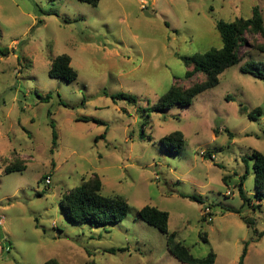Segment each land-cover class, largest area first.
<instances>
[{
  "label": "rangeland",
  "instance_id": "374dc122",
  "mask_svg": "<svg viewBox=\"0 0 264 264\" xmlns=\"http://www.w3.org/2000/svg\"><path fill=\"white\" fill-rule=\"evenodd\" d=\"M256 8L264 20V0H0V46L8 51L0 55V264H187L140 218L145 205L169 212V232L196 257L213 251L214 264H239L249 243L243 264H264V199L256 198L250 159L264 153V79L241 70L264 63V51L253 48L264 38L247 33L242 61L191 105L153 109L171 86L204 80L183 58L222 47L219 19L249 18ZM64 53L75 80L49 76ZM120 92L136 100L112 98ZM175 131L185 145L168 153L160 140ZM14 161L26 169L6 173ZM94 174L103 195L128 201L122 221L74 222L61 207L63 194ZM240 176L251 206H243Z\"/></svg>",
  "mask_w": 264,
  "mask_h": 264
},
{
  "label": "trees",
  "instance_id": "16d2710c",
  "mask_svg": "<svg viewBox=\"0 0 264 264\" xmlns=\"http://www.w3.org/2000/svg\"><path fill=\"white\" fill-rule=\"evenodd\" d=\"M51 1L55 2L57 0ZM79 1L92 6H97L100 2V0ZM65 21L67 22V20ZM216 26L222 38L223 44L221 48H215L203 54H196L192 57L183 58L187 65L192 64L194 66V70L204 73V80L200 83H195L193 86L185 90L177 88L176 86H171V88H169L160 97L158 103L153 106L154 110L163 111L176 104L181 106L191 105L194 98L198 94L220 83L219 75L221 73H223L227 68L242 61L241 47L243 44H248L246 36L247 33L254 35L260 34L264 38V20L257 11V8L254 9L252 16L249 18L238 17L230 22L225 21L224 19H219ZM253 48L264 51V44H255L253 45ZM6 52H8L7 49L5 50L0 46V55L4 56ZM241 70L245 73H253L258 78L264 79V63L262 62H247L241 67ZM48 73L51 77L63 78L68 81L75 80L78 77V72L72 65V58L65 53L60 54L53 59ZM190 73L191 72H187V74ZM48 98H50V94L42 99L47 100ZM112 98L127 99L129 102H134L136 100L135 95L124 92L113 94ZM260 114L261 109L256 108L249 113V117L251 119H256V116ZM77 120H93L96 123L104 124L103 121L88 116H82ZM52 133L53 147H56L58 134L54 129ZM104 136L105 133L101 135V137ZM160 141L166 147L168 153H175L176 150L178 152V150L185 145V136L181 131H175L163 136ZM250 159L253 160L256 198L262 200L264 199V153L256 150L252 153ZM25 169L26 164L14 161L13 163L5 166L4 171L6 173L14 171L21 172ZM45 177L43 178L45 179ZM243 179L244 176H240L239 193L243 200V206H251L252 200L250 197L246 196L244 192ZM225 180H227L226 177ZM101 190L102 180L100 176L94 174L87 180H84L81 185H78L64 193L60 202L61 207L65 211L67 217L74 222L108 224L122 221L128 215L130 209L128 201L122 196L103 195ZM182 196L193 201L203 203V199L195 194H182ZM229 211L240 214L241 218L248 226H255V221L248 216L241 214L242 211L240 209L230 208ZM139 216L144 222L158 228L161 232L167 235L168 249L180 261L187 264H214L216 254L213 251L209 252L206 257H196L190 252L188 247H186L182 242L176 240V234L174 232H169L170 215L168 211L161 210L156 206L145 205L139 209ZM248 244L249 243H246L244 253L239 261V264H243ZM124 250H126L125 247L109 248L106 251L115 253L116 251ZM44 264L64 263L51 258Z\"/></svg>",
  "mask_w": 264,
  "mask_h": 264
},
{
  "label": "built area",
  "instance_id": "2783aa9c",
  "mask_svg": "<svg viewBox=\"0 0 264 264\" xmlns=\"http://www.w3.org/2000/svg\"><path fill=\"white\" fill-rule=\"evenodd\" d=\"M143 7H144V5H143ZM214 156H215V155H213V157H214ZM51 182H52V180H51V176H47V178H46V184L50 185ZM228 193L230 194V191H229ZM209 213H210V208L207 206L206 209H205V214H209ZM2 220H3V218L1 217V218H0V225H1V223H2ZM212 220H213L212 216H209V217H208V221H212Z\"/></svg>",
  "mask_w": 264,
  "mask_h": 264
},
{
  "label": "water",
  "instance_id": "95a60500",
  "mask_svg": "<svg viewBox=\"0 0 264 264\" xmlns=\"http://www.w3.org/2000/svg\"><path fill=\"white\" fill-rule=\"evenodd\" d=\"M148 14V12H146Z\"/></svg>",
  "mask_w": 264,
  "mask_h": 264
}]
</instances>
